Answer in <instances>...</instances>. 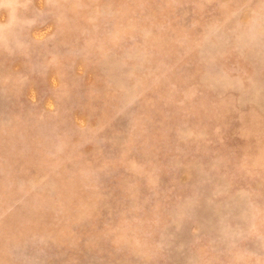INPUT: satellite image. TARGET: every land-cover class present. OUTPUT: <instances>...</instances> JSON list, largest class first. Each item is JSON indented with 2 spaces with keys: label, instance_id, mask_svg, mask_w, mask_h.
Listing matches in <instances>:
<instances>
[{
  "label": "rangeland",
  "instance_id": "rangeland-1",
  "mask_svg": "<svg viewBox=\"0 0 264 264\" xmlns=\"http://www.w3.org/2000/svg\"><path fill=\"white\" fill-rule=\"evenodd\" d=\"M0 264H264V0H0Z\"/></svg>",
  "mask_w": 264,
  "mask_h": 264
}]
</instances>
